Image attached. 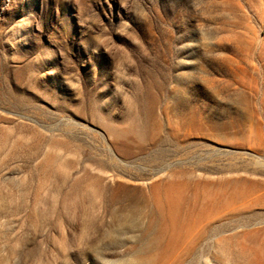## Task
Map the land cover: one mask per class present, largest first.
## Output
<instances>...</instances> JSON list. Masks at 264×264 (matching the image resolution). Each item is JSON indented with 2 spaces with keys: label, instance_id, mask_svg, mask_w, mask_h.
I'll return each instance as SVG.
<instances>
[{
  "label": "rangeland",
  "instance_id": "obj_1",
  "mask_svg": "<svg viewBox=\"0 0 264 264\" xmlns=\"http://www.w3.org/2000/svg\"><path fill=\"white\" fill-rule=\"evenodd\" d=\"M0 264H264V0H0Z\"/></svg>",
  "mask_w": 264,
  "mask_h": 264
}]
</instances>
